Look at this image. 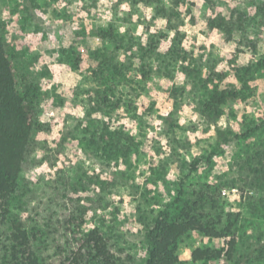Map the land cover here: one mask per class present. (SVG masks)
<instances>
[{
  "label": "rangeland",
  "instance_id": "1",
  "mask_svg": "<svg viewBox=\"0 0 264 264\" xmlns=\"http://www.w3.org/2000/svg\"><path fill=\"white\" fill-rule=\"evenodd\" d=\"M0 20L36 115L17 211L47 264L74 248L73 213L146 264L155 219L190 206L231 229L190 233L181 262L264 264V0H0ZM215 88L242 96L211 119Z\"/></svg>",
  "mask_w": 264,
  "mask_h": 264
},
{
  "label": "trees",
  "instance_id": "2",
  "mask_svg": "<svg viewBox=\"0 0 264 264\" xmlns=\"http://www.w3.org/2000/svg\"><path fill=\"white\" fill-rule=\"evenodd\" d=\"M100 36L113 39L115 34L112 30H102ZM241 96L240 92L234 90L221 91L215 88L208 100L203 102V112L211 119H217L221 116L224 105L229 101L240 100ZM107 101L108 98H105L104 102ZM35 126V109L28 95L17 88L0 20V264H47L37 248L38 235L28 227L17 211L21 174L32 153ZM193 169H197V164ZM260 172L264 174V170ZM192 213L193 208L190 206L174 218L164 213L155 219L146 234V264H184L178 256V246L194 231L215 239L226 237L230 233L231 226L225 232L216 225L204 223L201 216ZM67 222L72 226L74 248L70 252H64L63 258L55 264H124L112 252L99 229L88 232L83 230V215L79 218L73 213ZM235 246L236 240L232 238L229 250L224 255L227 259H232ZM261 255L264 256V251ZM222 257V250L209 248H198L192 253L194 263L211 264Z\"/></svg>",
  "mask_w": 264,
  "mask_h": 264
}]
</instances>
